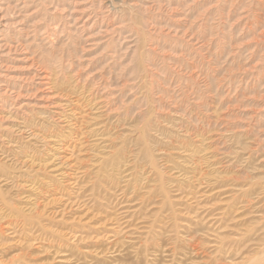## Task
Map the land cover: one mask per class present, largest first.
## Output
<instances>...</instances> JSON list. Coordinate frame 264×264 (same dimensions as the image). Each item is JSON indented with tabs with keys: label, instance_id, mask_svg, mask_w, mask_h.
Wrapping results in <instances>:
<instances>
[{
	"label": "rangeland",
	"instance_id": "1",
	"mask_svg": "<svg viewBox=\"0 0 264 264\" xmlns=\"http://www.w3.org/2000/svg\"><path fill=\"white\" fill-rule=\"evenodd\" d=\"M32 3L31 46L0 47V85L21 92L3 95L0 136L24 118L5 146L33 155L0 156L19 216L0 263L264 264V1Z\"/></svg>",
	"mask_w": 264,
	"mask_h": 264
},
{
	"label": "bare ground",
	"instance_id": "2",
	"mask_svg": "<svg viewBox=\"0 0 264 264\" xmlns=\"http://www.w3.org/2000/svg\"><path fill=\"white\" fill-rule=\"evenodd\" d=\"M5 2H4V5H2L1 3H0V15L2 16V18H3V16L4 15H6V14H9V13H14V14H16V13H19V14H16V15H18V16H16V19H17V21H15V23H17V25H18V27H16V28H14V30H13V32L12 33H8V30H7V28L5 29V38H4V40H2L1 42V44H0V47L2 46V48L3 47H5V49H6V53H10L11 51H22V50H26V49H28L30 46H31V43H32V41H34V38H35V35L36 34H38V32L40 31V29H36V27H34V25L32 24V18H33V12H30V9H31V4H33L32 2H33V0H4ZM87 1V0H86ZM90 1V0H89ZM262 1V0H261ZM264 1V0H263ZM2 2V1H1ZM92 2V1H91ZM216 2V1H215ZM258 3V2H257ZM132 4H134V3H132ZM106 7V6H105ZM221 7V6H220ZM111 8V7H110ZM248 10V9H247ZM116 13V12H115ZM257 13V12H256ZM11 15V14H10ZM81 15V14H80ZM245 15V14H244ZM262 15H263V13H262ZM8 16V15H7ZM13 16V15H12ZM71 15L69 14V17H70ZM116 16V15H115ZM257 16V15H256ZM264 16V15H263ZM11 17V16H10ZM68 17V18H69ZM111 17V16H110ZM255 17V16H254ZM105 18V17H104ZM4 19V18H3ZM3 19H2V21H3ZM5 19H6V17H5ZM74 19H77V18H74ZM88 19V18H87ZM87 19H85L84 21H83V24L81 25L82 27V29H83V27H84V22L85 21H87ZM10 20V19H9ZM257 20V19H256ZM75 21V20H74ZM97 21V20H96ZM104 21V20H103ZM258 21V20H257ZM66 22V21H65ZM73 22V21H72ZM3 23H5V22H3ZM7 23V22H6ZM11 23V22H10ZM12 23H14V22H12ZM59 23V22H58ZM75 23V22H74ZM107 24V23H106ZM12 25V24H11ZM74 25V24H73ZM7 26H8V24H7ZM249 26H251V25H249ZM47 24H44V26L42 27V29H43V31L42 32H40V33H45L46 35V38H49V36H50V33L48 32V30H47ZM244 27H245V25H244ZM81 28H74V30H79V29H81ZM264 28V27H263ZM243 29V28H242ZM245 29V28H244ZM249 29V28H248ZM254 29V28H253ZM262 29V28H261ZM1 30H2V28H1ZM258 30V29H257ZM4 31V30H3ZM2 31V32H3ZM248 31V30H247ZM251 31V30H250ZM52 32V31H51ZM252 32H253V30H252ZM251 32V33H252ZM256 32V31H255ZM260 32H262L261 30H260ZM78 33V32H77ZM250 33V32H249ZM258 33V32H257ZM256 33V34H257ZM9 34V36L8 37H6L7 35ZM79 34V33H78ZM105 34V33H104ZM108 34V33H107ZM168 34V33H167ZM182 34V33H181ZM180 34V35H181ZM253 34V33H252ZM179 35V36H180ZM261 35H264V33H262ZM51 36H52V34H51ZM183 36V35H182ZM89 37V36H88ZM52 38V37H51ZM259 38V37H258ZM262 38V37H261ZM32 39V40H31ZM44 40V38H41L40 39V41L42 42ZM259 40V39H258ZM187 41V40H186ZM45 42V41H44ZM189 42V41H188ZM259 42H260V40H259ZM262 42V41H261ZM47 43V42H46ZM193 43V42H192ZM261 44V43H260ZM259 44V45H260ZM263 46V45H262ZM249 47V46H248ZM1 48V49H2ZM254 48V47H253ZM0 49V50H1ZM248 49V48H247ZM246 49V50H247ZM250 49V48H249ZM200 50V49H199ZM255 50V49H254ZM253 50V51H254ZM27 51V50H26ZM249 51H251V50H249ZM258 51V50H257ZM4 52V51H3ZM2 52V53H3ZM240 52H242V51H240ZM256 52V51H255ZM1 53V52H0ZM1 53V54H2ZM16 53V52H15ZM18 53V52H17ZM248 53V52H247ZM250 54H251V52H249ZM254 53V52H253ZM5 54V53H4ZM20 54V53H19ZM237 54V53H236ZM257 54H258V56L260 55L258 52H257ZM7 55V54H6ZM15 55V54H14ZM241 55V54H240ZM1 56V55H0ZM126 56V55H125ZM242 56V55H241ZM250 56V55H249ZM8 57V56H7ZM10 57V56H9ZM8 57V58H9ZM251 57V56H250ZM5 58V57H4ZM25 58V57H24ZM23 58V59H24ZM248 58V57H247ZM261 58V57H260ZM264 58V57H263ZM262 58V59H263ZM1 59V58H0ZM22 59V58H21ZM248 60V59H247ZM250 60V59H249ZM262 61V60H261ZM5 62H7V61H5ZM230 62V61H229ZM2 63V62H1ZM29 63V62H28ZM2 65V64H1ZM31 65H35V63H34V61H31L30 62V64L28 65V66H31ZM260 65V64H259ZM258 65V66H259ZM7 66V65H6ZM206 66V65H205ZM4 67H5V65H4ZM1 68V67H0ZM263 68H264V66H263ZM7 69V68H6ZM28 69V68H27ZM228 69V68H227ZM261 69V68H260ZM30 70V69H29ZM252 71V70H251ZM261 71V70H260ZM264 71V70H263ZM129 72V71H128ZM194 72V71H193ZM228 72V71H227ZM259 72V71H258ZM264 73V72H263ZM31 74L32 75H30L29 77H27V79H29V80H33V79H35V78H39V79H41V80H43V81H39L40 83H38L37 85H39V86H34V90L36 91L38 88H40V86H44L45 87V85H47V87L45 88V89H50L51 87H50V81H46V80H49V78H48V76L47 75H45V74H43V75H41V73H39V72H32L31 71ZM4 75V74H3ZM6 75V74H5ZM151 75V74H150ZM206 75V74H205ZM210 75V74H209ZM248 75V74H247ZM250 75H251V77H250V82H252V84L254 83V82H257L258 80H259V77L257 76V75H255V73H250ZM260 75H262V73L260 74ZM236 76V75H235ZM242 76V75H241ZM24 77V76H23ZM205 77V76H204ZM240 77V76H239ZM6 78V77H5ZM243 78V77H242ZM98 79V78H97ZM4 80V79H3ZM3 80H0V84H1V82L3 81ZM24 80H25V78H24ZM242 80V79H241ZM6 81V80H5ZM100 81V80H99ZM229 81V80H228ZM238 81H239V78H238ZM238 81H237V83H238ZM10 82V81H9ZM8 82V83H9ZM209 82V81H208ZM231 82V81H230ZM249 82V78H248V80H247V83L249 84L250 83ZM259 82V81H258ZM33 83V82H32ZM36 83V82H35ZM93 83V82H92ZM242 83H243V81H242ZM20 84V83H19ZM124 84V83H123ZM232 84V83H231ZM235 84V83H234ZM241 84V83H240ZM244 84H245V82H244ZM255 84V83H254ZM261 84V83H260ZM10 85V84H9ZM34 85V84H33ZM246 85V84H245ZM257 85V84H256ZM3 86V85H2ZM12 86V85H11ZM229 86V85H228ZM19 87V86H18ZM98 87V86H97ZM236 87V86H235ZM257 87V86H256ZM197 88V87H196ZM205 88V87H204ZM18 89V88H17ZM20 89V88H19ZM24 89V88H23ZM229 89V88H228ZM233 89V88H232ZM238 89V88H237ZM242 89V88H241ZM249 89V88H248ZM227 90V89H226ZM231 90V89H230ZM26 91V90H25ZM51 91V90H50ZM195 91V90H194ZM229 91V90H228ZM227 91V92H228ZM197 92V91H196ZM204 92H205V90H204ZM11 93H13L14 94V96L12 97L11 95ZM0 94H2V96L0 95V120L2 119V118H4V117H2V113H3V109L6 107V106H8V104H7V102H6V99L5 98H3V95L5 94V95H7L10 99H14V98H17L20 94H21V92H20V90H16V89H14L13 87H10V86H8V84H6L4 87H1V85H0ZM21 96V95H20ZM110 96V95H109ZM197 97V96H196ZM199 97V96H198ZM197 97V98H198ZM8 98V99H9ZM92 98V97H91ZM195 98V97H194ZM47 99V98H46ZM193 99V98H192ZM210 99V98H209ZM110 100V99H109ZM182 100V99H181ZM223 100V99H222ZM225 100V99H224ZM9 101V100H8ZM104 101V100H103ZM202 101V100H201ZM200 101V102H201ZM11 102V101H10ZM104 103V102H103ZM112 103V102H111ZM208 103V102H207ZM32 104V103H31ZM194 104V103H193ZM202 104V103H201ZM201 104H200V106H201ZM204 104V103H203ZM202 104V105H203ZM10 105V107H11V109L14 107L13 106V104H12V102L9 104ZM13 106V107H12ZM51 106V105H50ZM55 106H57V104L55 105ZM205 106V105H204ZM103 107V106H102ZM15 108V107H14ZM65 108V107H64ZM193 108V107H192ZM8 109H10L9 107H8ZM185 110V109H184ZM7 111V110H6ZM5 111V112H6ZM23 112V111H22ZM29 112V111H28ZM57 112V111H56ZM15 113V112H14ZM24 113V112H23ZM16 114V113H15ZM22 114V113H21ZM50 114V113H49ZM57 114L59 115V116H61L62 115V111L61 112H57ZM17 116V115H16ZM41 116V115H40ZM23 118V117H22ZM30 118V117H29ZM47 118V117H46ZM222 118V117H221ZM187 119V118H186ZM195 119H197V117L195 118ZM188 120V119H187ZM199 120V119H198ZM219 121V120H218ZM26 120L23 118V124L24 125H22V126H20L19 128H18V130H16L17 131V134H18V136H17V139L18 140H16V138H14V139H12V138H7L8 139V141H6V143H5V141H4V138L2 137V136H0V156H2L3 158H8V160L9 159H12V162H14L13 160H19V158H27L28 160L27 161H30L31 159H32V157H33V155H31V154H29L28 152H27V150L25 151V150H23V148H21L20 146H17V148H18V151H11V150H9V148H7V146H5V144H7L8 142H13V143H17L20 139H23V138H26V137H24V135H22V133H21V131L22 130H19V129H22V128H27V130H28V127H29V125L27 124L26 125ZM215 123H212V121L210 120V121H207V122H205L203 125H205V128H210L212 125H214ZM31 126V125H30ZM252 126V125H251ZM259 126V125H258ZM33 127V126H32ZM32 127H30V129L32 128ZM45 127V126H44ZM196 128V127H195ZM216 128V127H215ZM206 129V130H207ZM36 130V129H35ZM47 130V129H46ZM200 130H202V129H200ZM204 131H205V129H203ZM199 131V130H198ZM203 131V132H204ZM32 132V131H31ZM194 132V131H193ZM192 132V133H193ZM2 133V132H1ZM195 133V132H194ZM200 133V132H199ZM31 134V133H30ZM33 134V133H32ZM31 134V135H32ZM189 135V134H188ZM44 137V136H43ZM43 139V138H42ZM6 140V139H5ZM218 147V146H217ZM214 151V150H213ZM28 153V154H27ZM26 161V162H27ZM25 164V163H24ZM13 168H15V167H13ZM3 169V168H2ZM3 170H5V169H3ZM17 177L18 176H16V175H12V174H10V173H6V171L5 172H1L0 173V182H11V183H14L15 181H16V179H17ZM26 182H30V179L29 180H25ZM24 197H29V194H26ZM29 202V201H28ZM26 203V202H25ZM30 203V202H29ZM28 204V203H27ZM11 204H10V202H8V200L5 198V196L2 194V192L0 191V237H1V235H2V231H1V227H2V225L3 224H7L8 223V225H12L13 226V228L12 229H15L16 228V226H17V224H19V223H15L16 225H14V224H12L13 223V221H15L16 219H18V215H16L17 214V210H16V208H14V207H12V206H10ZM22 209V208H21ZM30 213V212H29ZM26 217V216H25ZM24 217V218H25ZM14 219V220H13ZM26 221V223H27V225L29 226V228H32V223H31V221L29 220V218H27V219H25ZM17 222V221H16ZM24 222V223H25ZM24 226H26V225H24ZM0 264H15V260H13V259H11V260H9V262H6V263H4L3 261L0 263Z\"/></svg>",
	"mask_w": 264,
	"mask_h": 264
}]
</instances>
